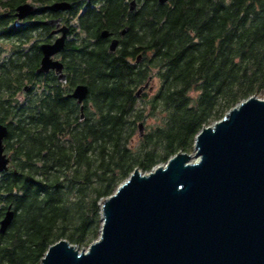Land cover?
<instances>
[{
    "label": "trees",
    "instance_id": "1",
    "mask_svg": "<svg viewBox=\"0 0 264 264\" xmlns=\"http://www.w3.org/2000/svg\"><path fill=\"white\" fill-rule=\"evenodd\" d=\"M28 1L40 6L28 25L3 32L4 14ZM54 1L0 0V45L10 37L15 51L0 57L11 158L0 172V221L9 206L15 212L0 233V264H41L63 238L87 248L100 235V201L135 168L147 172L193 151L203 126L242 100L264 98V0H136L133 11L132 0H68V11L44 8ZM57 16L71 26L60 54L66 82L54 70L37 73L40 44L55 37L39 21ZM80 83L89 88L84 117L70 96ZM147 117L154 123L140 135Z\"/></svg>",
    "mask_w": 264,
    "mask_h": 264
},
{
    "label": "water",
    "instance_id": "2",
    "mask_svg": "<svg viewBox=\"0 0 264 264\" xmlns=\"http://www.w3.org/2000/svg\"><path fill=\"white\" fill-rule=\"evenodd\" d=\"M129 5L133 11L136 0ZM39 8L30 1L18 5L14 26ZM44 8L63 12L72 3L54 1ZM62 21L61 16L39 21L56 26L59 35L40 44L37 73L54 70L58 80L66 82L64 63L54 58L64 50L70 32ZM111 35L109 30L101 33ZM118 45L114 37L109 50ZM88 92V85L80 83L70 93L81 105L82 117ZM139 131L144 134L142 121ZM7 134V125L0 122V172L11 163L4 144ZM100 206L102 225L96 240L79 249L60 239L48 247L41 264H264V98L242 100L203 126L192 153L179 151L147 172L135 168ZM14 213L9 206L0 221L1 234Z\"/></svg>",
    "mask_w": 264,
    "mask_h": 264
},
{
    "label": "flooded vegetation",
    "instance_id": "3",
    "mask_svg": "<svg viewBox=\"0 0 264 264\" xmlns=\"http://www.w3.org/2000/svg\"><path fill=\"white\" fill-rule=\"evenodd\" d=\"M15 13H16V8H15V11H14V16H11V14H9L8 12H6L5 14H4V16L6 17V24L4 25V27H3V32H5V30H8V29H10V28H12L13 27V24H14V22H15V20L17 19V17H16V15H15ZM56 13H60V12H56ZM62 13V12H61ZM62 17V16H61ZM62 19H63V17H62ZM28 23H29V17H26L23 21H22V24H21V26H19V27H22V26H27L28 25ZM62 23H66V24H68L67 22H65L64 20L62 21ZM53 27V30H55V28H56V26H52ZM16 28H18V27H16ZM70 32H71V26H70ZM70 32H69V34H68V36H67V39H68V37H69V35H70ZM7 33H9V32H7ZM25 35H27V30H25ZM59 34H57V33H54V39L58 36ZM53 39V40H54ZM7 40H9V42L10 43H8V42H4V44H1L0 45V57H5V56H11V55H13V53H15V51H13V45L11 44L13 41H12V38H10V37H8L7 38ZM14 40V39H13ZM20 42L18 41V44H19ZM23 47L25 48V50L24 49H22V50H24L23 51V53H24V57L25 58H27L28 57V52H29V49H28V43H23ZM61 54V53H60ZM60 54H58V55H56L54 58H59V59H61L60 58ZM28 90L29 89H26V87H24L23 88V91H21V94L20 95H24V93H26V92H28Z\"/></svg>",
    "mask_w": 264,
    "mask_h": 264
},
{
    "label": "rangeland",
    "instance_id": "4",
    "mask_svg": "<svg viewBox=\"0 0 264 264\" xmlns=\"http://www.w3.org/2000/svg\"><path fill=\"white\" fill-rule=\"evenodd\" d=\"M74 23V22H73ZM153 88V87H152ZM150 90V89H149ZM153 90V89H152ZM150 90V91H152ZM144 124V131L147 130L149 127L148 125H152L154 123V118L151 117H147L144 121H142ZM193 151H191L190 153H192Z\"/></svg>",
    "mask_w": 264,
    "mask_h": 264
},
{
    "label": "bare ground",
    "instance_id": "5",
    "mask_svg": "<svg viewBox=\"0 0 264 264\" xmlns=\"http://www.w3.org/2000/svg\"><path fill=\"white\" fill-rule=\"evenodd\" d=\"M80 249V248H79Z\"/></svg>",
    "mask_w": 264,
    "mask_h": 264
}]
</instances>
